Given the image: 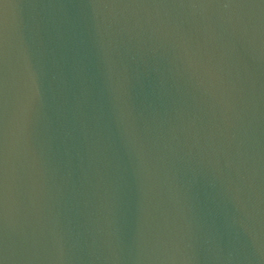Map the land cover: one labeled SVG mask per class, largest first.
<instances>
[{
	"label": "water",
	"instance_id": "95a60500",
	"mask_svg": "<svg viewBox=\"0 0 264 264\" xmlns=\"http://www.w3.org/2000/svg\"><path fill=\"white\" fill-rule=\"evenodd\" d=\"M0 264H264V0H0Z\"/></svg>",
	"mask_w": 264,
	"mask_h": 264
}]
</instances>
